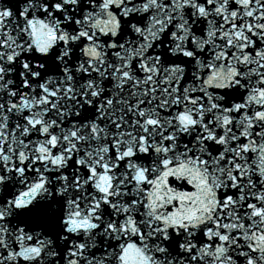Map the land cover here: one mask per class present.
<instances>
[{"label": "snow or ice", "instance_id": "obj_1", "mask_svg": "<svg viewBox=\"0 0 264 264\" xmlns=\"http://www.w3.org/2000/svg\"><path fill=\"white\" fill-rule=\"evenodd\" d=\"M0 264H264V0H0Z\"/></svg>", "mask_w": 264, "mask_h": 264}]
</instances>
